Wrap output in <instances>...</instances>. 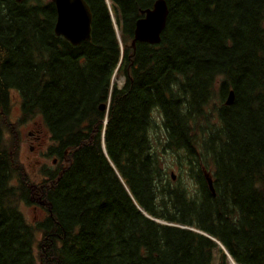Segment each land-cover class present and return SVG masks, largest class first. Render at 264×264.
<instances>
[{
    "label": "trees",
    "instance_id": "16d2710c",
    "mask_svg": "<svg viewBox=\"0 0 264 264\" xmlns=\"http://www.w3.org/2000/svg\"><path fill=\"white\" fill-rule=\"evenodd\" d=\"M85 1L73 46L51 0H0V264H264V0H165L160 42L134 48L155 0ZM37 115L58 167L34 183L15 126Z\"/></svg>",
    "mask_w": 264,
    "mask_h": 264
},
{
    "label": "rangeland",
    "instance_id": "374dc122",
    "mask_svg": "<svg viewBox=\"0 0 264 264\" xmlns=\"http://www.w3.org/2000/svg\"><path fill=\"white\" fill-rule=\"evenodd\" d=\"M124 78L119 75H115L113 82L118 86H121ZM11 108L9 117L13 122H16L20 117L21 98L17 91L11 93ZM219 100L217 94H214L212 101L206 106L207 112L214 114L215 107L218 105ZM215 118L214 116L212 117ZM15 132L18 137V159L22 164L25 172L28 174L29 179L34 183H39L44 177V171L46 169L53 170L58 167V158L54 155L46 157V151L51 146V140L49 139V133L40 116H34L31 120L16 124ZM55 158V161L53 160ZM170 161L169 168L172 179L176 180L179 176L178 168ZM54 161V162H53ZM18 208L23 217L29 224H35L45 217V211L39 206H33L20 202ZM156 220V219H155ZM163 223L162 220H156ZM38 234V233H37ZM38 236V235H37ZM218 251L213 252V264L218 262Z\"/></svg>",
    "mask_w": 264,
    "mask_h": 264
},
{
    "label": "water",
    "instance_id": "95a60500",
    "mask_svg": "<svg viewBox=\"0 0 264 264\" xmlns=\"http://www.w3.org/2000/svg\"><path fill=\"white\" fill-rule=\"evenodd\" d=\"M16 1L21 2V0ZM51 2L54 4L56 11L53 28L56 35L62 36L73 46H78L83 41L91 40L92 13L85 0H51ZM142 14L143 16L138 18L135 23L133 39L131 40L132 48L135 47V42H146L150 44L160 42V36L166 25L168 16L167 3L165 0H155L151 8L145 9L142 11ZM233 99L234 93L230 90L227 94L225 104L230 105ZM103 107L104 105L101 106V109ZM207 181L209 188L213 190L211 178L208 177ZM143 213L148 217L145 212ZM200 233L208 236L204 232ZM218 245L220 246L219 243ZM225 253L229 263H234L226 250Z\"/></svg>",
    "mask_w": 264,
    "mask_h": 264
},
{
    "label": "bare ground",
    "instance_id": "6f19581e",
    "mask_svg": "<svg viewBox=\"0 0 264 264\" xmlns=\"http://www.w3.org/2000/svg\"><path fill=\"white\" fill-rule=\"evenodd\" d=\"M231 264H234V263H231Z\"/></svg>",
    "mask_w": 264,
    "mask_h": 264
}]
</instances>
